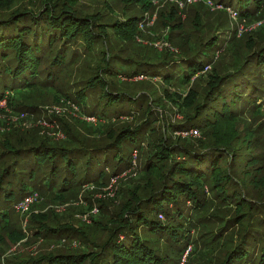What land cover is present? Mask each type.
I'll use <instances>...</instances> for the list:
<instances>
[{
  "label": "trees",
  "instance_id": "1",
  "mask_svg": "<svg viewBox=\"0 0 264 264\" xmlns=\"http://www.w3.org/2000/svg\"><path fill=\"white\" fill-rule=\"evenodd\" d=\"M81 1L46 0L31 8L16 6L15 0H0V81L13 82L11 89L0 94V103L10 93L25 99L28 91L53 90L56 81L88 53L105 63L90 79L76 84H81L76 100L85 101L88 92L97 89L99 102L105 100L107 107L133 102L139 106L131 115L120 113L113 118L88 114L100 128L108 127L102 130L103 142L84 143L70 128L66 142L53 144L31 142L24 133H0V203L4 206L15 198L14 188L20 185L28 191L20 202L44 193L66 201L90 185L106 195L95 199L96 214H92L91 189L85 196L89 209L75 208L89 215L91 225L82 221L78 228L70 223L51 226L50 220L57 217L52 211L33 214L34 237L65 240L68 244L62 249L24 258L6 248L0 249V257L4 254L7 264H183L184 255L193 249L195 254L186 255V264H264V130L255 125L256 118L264 124V26L243 39L236 31L223 39L218 34L223 30L208 39L204 29H194L196 34L188 43L183 40L184 45L176 47L173 34L182 25L175 24L180 17L174 3L167 18L172 27L164 26H170L167 41L177 53L166 47L157 63H151L152 59L140 63L148 66V72L119 75L123 82L145 74L152 79L162 77L160 86L175 90L164 88V96L155 100L148 92L117 94L105 79V73L116 74L106 40L108 30L125 42L130 34L135 43L141 17L133 14L132 6L122 4L124 0H115V6L96 13L77 10L74 6ZM178 1L188 7L196 0L191 4ZM206 1L209 7L210 0ZM212 1L221 7L224 23L227 18L222 14L233 9L247 28L248 21L264 12V0ZM127 2L139 7L140 13L148 10V0ZM119 5L123 21L105 23ZM190 23L198 26V18ZM177 65L185 67L184 77L161 75L162 70ZM163 101L178 107L181 121L174 123L165 116L160 107ZM138 113L142 119L136 126L126 124ZM116 124L118 128L113 127ZM182 133L189 136L175 135ZM130 142L137 145L134 150L143 159L141 180L133 181V188L115 190L114 195L120 192L123 197L116 202L118 198L104 190L111 179L131 170V155L123 154L124 147L132 146ZM104 170H110L108 176ZM209 203L215 204L211 218H200L197 211ZM14 225L9 212H0V247L8 231L15 243L24 238ZM199 252L201 261L194 258Z\"/></svg>",
  "mask_w": 264,
  "mask_h": 264
},
{
  "label": "rangeland",
  "instance_id": "2",
  "mask_svg": "<svg viewBox=\"0 0 264 264\" xmlns=\"http://www.w3.org/2000/svg\"><path fill=\"white\" fill-rule=\"evenodd\" d=\"M43 1L46 0H15V5L19 6L21 4H24L27 7L30 5L29 7L33 8L36 7L38 3H41ZM52 1L56 0H49L50 3ZM61 1L65 2V0ZM127 1L124 0L122 4H124L125 6H132V8L135 10L133 14H136L137 16L139 15V17H141V19L138 21V28L135 30L136 38L135 40L133 39L135 43L131 42L130 34H127L129 40L128 42L121 41L117 37L110 35L111 33L113 34V31L111 29L108 30L109 36H107L106 38L108 50L113 55L112 65L116 74L110 75L108 73H105V79L106 83L109 84L111 91H114L117 94L123 93L133 96L139 95L142 92H148L151 93L152 97L156 100L159 97L164 96V88H170L171 91L175 90L173 87H170L168 85H163L161 87V83H159L158 81H161L162 77H157L158 75L154 76L153 79L151 76H147L146 74L144 76L138 75L139 77H137V79L134 78L132 79L133 81L124 82L119 76L128 72H134L136 70H138V72H148V66L142 65L140 63L148 62L149 60L147 59H152L151 63H157L156 61L165 56L164 53L166 51V47H174L167 41V38L171 33L169 27H172V24L167 22V18L170 15L169 12H171L174 8V3L176 8L178 9V15L180 17L179 21H176L175 24L180 26L182 25V29L173 34L174 39L177 40L176 47L184 45L183 40L187 42V39H190L191 35H195L196 33H192L194 29H204V36H207V38L211 37L216 32L223 30L224 32L221 33L220 31L218 33L223 39L227 36H230L234 31H236L237 37L241 36L243 39L245 35L253 33L254 30H257L258 28L264 26V12L258 17H255L254 19L248 21L246 23L248 25L247 28L244 22H240L239 19H236L237 16L234 13L233 9H229L227 10V12H225L226 14H222L223 18H227V22L225 21L224 23V19H222L221 15L219 14V11H221V7L216 6L214 4V1L212 0H210L211 2L209 1V7L206 5V0H196L192 3V6L188 7H186V5L184 6L183 4L180 7V1L177 0H148V10L143 13H140L139 7L133 6V3ZM198 2H201L200 6ZM115 4V0H83L74 7L79 11H83V9H85L88 13H96L101 12L102 8L104 7H113L115 6ZM202 4H204L205 6ZM122 7L123 6L120 5L114 7L115 13L112 12L113 16L108 18V21H105V23L111 24L112 21L115 20L123 21L122 19H124V17H122ZM214 7L215 9H211ZM209 9L210 12L208 13ZM129 11L130 14H132V10L129 9ZM211 12H213L214 14H211ZM108 13H110V11ZM193 17L198 18V26H192V23H190V20L193 19ZM165 23L167 26H170H164ZM93 46L96 48L97 45ZM96 50H100V47H97ZM109 51L107 55L101 54V58H105V56H108ZM173 51L177 53V50L175 48ZM130 58L134 59L136 62H133ZM176 59L181 60V58ZM98 60V57L96 58L89 56L88 53L82 55L77 64L69 68L59 79V81H56V86L53 88V90H42V92L40 93H31V91H28L25 94L27 95L25 99L19 94H8V97L6 98L7 100L5 99L0 103V121L2 123H0L1 135H5L6 133L19 132L21 134L24 133L30 135L29 138L33 139L31 142L37 140L53 144L58 142H66L68 139V128H70L73 132L78 134L81 139L83 138L84 143L103 142L104 140L102 138L105 135L102 136V134H105V132L102 133V130H108V127L106 128V126L104 125L103 128H100V124L97 121L93 122L88 114L104 115L108 118H113L118 117L120 113L130 114L132 111H135L139 105H137L136 102H133L132 104L126 106L119 104L107 107L104 105L105 100H103L101 103L99 102V90L97 89L91 90L92 93L91 91L88 92L85 101L76 100V95L78 93L77 91L81 88V84H76L90 79V77L96 74L97 70H102V68L99 67L100 65L104 66L105 62L102 63L101 61L100 64ZM184 70V66L177 65L175 67H168L162 70L161 75H173L176 79H178L184 77ZM11 85H13V82L10 80L0 81V94L5 92V88L11 89ZM160 104V107L164 108V114L168 119H171V121H173L174 123H178L179 121H181L183 116L178 112L177 106H174L167 101H163V103ZM22 105H26L28 109L22 108ZM154 105L158 106L156 103ZM125 116L122 117L124 118ZM247 117L250 120L251 115H248ZM123 118H121V120ZM140 119H142V114H139L135 117V120H130L126 124H131L134 127L140 121ZM256 119L257 120H255V125L263 131L264 124L261 123V119ZM113 127L118 128V124ZM194 134L195 136L199 135L196 133ZM175 135L185 137L189 136V133ZM129 145L132 146L124 147L123 154L127 158L131 155L130 162L132 163V168L131 170L125 171L123 172V174H120V178L117 180L114 191H118L121 187L125 188L131 185L132 186L130 188H133V181L139 182L141 180L143 159H141V155L136 154L134 150V146L137 145L131 142L129 143ZM10 161L11 159H9V162ZM104 172L108 176L110 170H104ZM111 180L109 184L111 183ZM26 185L29 186L28 184ZM92 186L93 185H90L89 187H91L90 189L92 190L90 191V193L94 192L91 194V201L94 204L93 209H95V211L93 209L92 210L94 211V213H97L98 207H96V205L98 206V204L95 202V199L100 197L104 198L106 197V195L101 194L102 189L98 188L97 190H93L94 187ZM86 190L87 187H84L82 189L83 192H80V194H77L74 198H68L66 201H56L52 194L46 193L42 194L41 196H34V202L33 205H31L32 207L30 208L29 212L23 214L21 211H19L17 202H20V200L24 198L28 191H22V185L15 187V198H12L11 201L5 206L0 203V212H9V214L11 215L12 223H17V226L14 225L16 231H18V229L21 230L24 238L21 241L15 243L10 238V231H8L4 236V242L3 244H1L0 249L4 250L7 248L8 253H12L24 258L39 257L47 253L56 251V249H62L65 244H68V242H66L65 240L61 241L60 243L57 240L45 241L42 238L37 239L34 237V233L30 228V225L32 224L31 217H33V214L52 211V214L57 217L50 220L51 226L55 225V223H70L73 224L74 227L78 228L81 226L82 221L88 225H91L92 221L84 220V215H82L79 211H75V208H79L80 206H84L86 210L89 209L88 201L85 200V196L87 193ZM111 194L113 195L114 192H112ZM111 197H113V199L118 198L116 202H119V200L123 199L122 195H120V192ZM212 204L209 203L205 208L197 211L198 216L200 218H211V214H213V211L215 209V204ZM13 205L14 210H9L13 209ZM220 227L221 225L216 226L215 229L217 230ZM196 234L199 235L198 232L193 234L195 239ZM76 242L78 241H74L73 243ZM79 244L80 242L77 243L76 247H78ZM192 252L193 254H195V250L192 249L191 252L184 255L183 264L187 263V259L185 258L186 255H189ZM4 258L5 255L3 254V256L0 257V264H7ZM15 258L17 257L15 256ZM194 258L200 261L203 260V256L200 252L197 253Z\"/></svg>",
  "mask_w": 264,
  "mask_h": 264
},
{
  "label": "built area",
  "instance_id": "3",
  "mask_svg": "<svg viewBox=\"0 0 264 264\" xmlns=\"http://www.w3.org/2000/svg\"><path fill=\"white\" fill-rule=\"evenodd\" d=\"M178 1V0H177ZM193 0H188V4H191ZM184 5V3L182 2H179V6L181 7V5ZM91 120H93V122H96V119L95 118H90ZM120 177H115L111 180V183L110 185L104 190L106 192H109L111 196H113L111 193L114 192V187L115 185L117 184V180L119 179ZM93 187V186H92ZM91 187H87V189H90ZM109 195V194H108ZM33 202H34V198L33 197H29V198H26L23 203H20L19 205V211H21L23 214H26L29 212L30 208L32 207L31 205H33ZM95 211V209H94ZM94 211L92 212V214L94 213ZM97 211V210H96ZM96 214V213H94ZM84 220L86 221H90L89 220V215H84Z\"/></svg>",
  "mask_w": 264,
  "mask_h": 264
}]
</instances>
